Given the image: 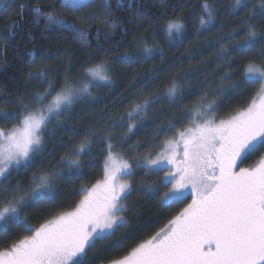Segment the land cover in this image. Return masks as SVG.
I'll use <instances>...</instances> for the list:
<instances>
[{"label": "snow or ice", "instance_id": "1", "mask_svg": "<svg viewBox=\"0 0 264 264\" xmlns=\"http://www.w3.org/2000/svg\"><path fill=\"white\" fill-rule=\"evenodd\" d=\"M159 4L166 7L165 0ZM155 6L148 0H0L6 22L0 72H7L8 49L14 48L24 88L0 104V121L13 122L0 127V235L14 227L22 233L0 247V264H85L98 243L134 235L140 211L134 196L156 198L163 211L183 207L101 264H264V0H198L190 18L174 9L171 17H158L163 25L148 19ZM221 14L239 17V27L210 42L220 45L216 60L223 74L215 84L206 79L195 103H186L196 91L188 77L198 73L173 72L157 84L165 79L162 69L146 65L157 58L163 64L164 50L155 34L149 41L148 30L160 29L172 45L193 21L197 36L217 25L224 33L232 26ZM56 34L69 35L83 57L67 47L48 49ZM73 55L79 71H73ZM117 64H137L147 77L136 79L134 72L135 87L118 89ZM10 79L17 82L16 72ZM249 87L247 101L225 107L229 95ZM100 88L109 95H94ZM125 91L132 99L124 112H114L125 104ZM85 116L91 120L80 123ZM149 126L151 135L128 145L127 156L116 151L117 129L126 130L120 135L127 141ZM97 145L105 153L103 178L81 183L76 199L31 223L33 206L53 201L62 186L83 175ZM250 157L253 162L242 166Z\"/></svg>", "mask_w": 264, "mask_h": 264}, {"label": "trees", "instance_id": "2", "mask_svg": "<svg viewBox=\"0 0 264 264\" xmlns=\"http://www.w3.org/2000/svg\"><path fill=\"white\" fill-rule=\"evenodd\" d=\"M25 2H30V0H25ZM48 2V0H41V3L44 4ZM166 7H161L159 4V0H148L149 5L153 3L156 5L155 7H151L149 9L150 14L148 16L149 20H156L159 24L163 25L165 23L164 19H158L161 15L165 17H171L173 15V10L175 9L176 14H182L186 19L190 18L191 15H194L195 12L199 11L198 9H193L192 6L198 3V0H165ZM222 3H228L230 0H221ZM181 9L183 11L181 12ZM69 20L72 19L71 15L64 13ZM118 16H123V13H116ZM242 15V14H241ZM27 17V13H26ZM221 19L225 25H231L232 27H226L224 33H218L217 29L221 27V25H217V29H213L212 32H205L200 36L196 35V25L193 21L186 32L185 38L182 41H177L172 45H168L165 43L163 32L160 29H150L148 30L149 41L151 42L152 34H155L157 43L164 50V63H161L160 58L155 59L151 63L147 64L146 67L148 69H162L160 71V76L165 78L161 81H157V84L166 83V74H171L173 72L178 74L179 76H183L185 72H195L198 75L189 76V85L196 89L195 93L189 96L186 103H195L196 99L199 96L200 85L208 81H212L215 84L216 80H218L219 76L223 74L221 68L223 66L222 61L216 60L217 52L219 51L220 45L213 44L210 42H214L218 36L226 35L227 32L232 31L233 28L239 27L237 25V18H225L223 14H221ZM141 25L146 24V21H137ZM130 28V34L126 37V39L131 40V25H126ZM6 27V22L0 20V31L4 30ZM34 35L37 36L39 40V30L34 32ZM58 37V40H57ZM26 38V36H25ZM50 39L57 40V43H48L46 47L50 49L52 52H55L57 48L63 49V47L70 48L72 53L78 54L80 57H83V50L79 48L78 45L73 44L71 42L70 36L66 34H56L50 37ZM117 40L120 39L119 36L116 37ZM239 39V38H238ZM229 41H224V46H229ZM231 43H234L231 42ZM95 41L93 40V45ZM185 49H188V52H185ZM8 62L9 68L7 72H0V104L3 103H11L8 100V93H11L13 97H15L17 92H23L24 88L19 83L22 77L18 74L19 61L15 59V50L12 47L8 49ZM73 61V71H79L81 64L78 62L77 55L72 56ZM63 71V68H61ZM227 71V69H224ZM14 72H16V83H13L10 79ZM136 72L138 75L136 79L146 78L147 73L137 64H133L130 67H125L123 65L117 64L113 70V78L116 80L115 87L118 89H127L130 86L135 87L132 84L133 73ZM5 86L7 87V92H5ZM156 87V85H153ZM186 86V90H187ZM253 89L251 87L245 89L242 92H235L229 95L226 98L225 107L228 106L229 103L232 105H241L243 102L247 101L248 98L252 95ZM94 95L100 97H106L109 95V90L106 88H100L94 90ZM124 96L126 97L125 104L121 105L118 109H114V112H124L126 110L127 102L132 99V96L125 91ZM111 107V105H108ZM84 107L83 105L78 106L77 111L80 108ZM103 105L98 107L96 111H101ZM155 119V117H152ZM91 120V117L85 116L82 118L80 123H87ZM13 122H3L0 121V127L9 128L12 126ZM147 123V122H146ZM51 127V125H50ZM180 127V125H178ZM126 131L125 129H117V140L120 142L119 147L116 148L117 152L123 153L125 156L128 155L127 148L128 145L135 143L137 140L144 141L147 140L148 136L151 135L152 126L141 129L136 133L131 140L125 141L120 135L121 132ZM171 136V133L168 134ZM146 148H142L141 152H146ZM104 155L105 153L101 150L99 145L93 147V157L88 162L89 166L84 169L83 175H81L76 181L71 185L62 186L57 192L56 198L47 203H40L33 206L31 211L28 213L31 219V223H38L44 217L49 216L52 212L59 210L61 206H67V202H70L73 199H76V191L79 188L81 183L91 184L95 183L96 180L103 178V167H104ZM255 157H250L242 166H247L252 163ZM40 164V161H37V165ZM31 170H37L35 167ZM31 170L29 172H25L20 176V180L22 183H26L28 177L30 176ZM16 175L15 173L13 174ZM139 175H143V173H138ZM135 200L139 201L138 207L140 209L137 216L133 217V227L131 232L134 235H131L127 239H114L113 241H106L104 244H97L96 249H93L89 252L87 261L85 264H101V261H107L108 259L114 258L122 254L128 246H130L134 241L142 239L148 236L150 233L154 232L159 227L163 226L164 223L167 222V219L171 216L172 213L179 210L183 205L174 206L173 208H169L167 211L161 210L157 206L156 198L154 197H145L143 199L139 197H135ZM187 202V201H186ZM20 233L19 228H12L5 235H0V247H5L7 244L14 238H17ZM119 235V234H118Z\"/></svg>", "mask_w": 264, "mask_h": 264}]
</instances>
